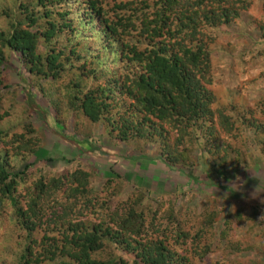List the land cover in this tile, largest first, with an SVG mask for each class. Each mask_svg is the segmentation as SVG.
Returning <instances> with one entry per match:
<instances>
[{
    "label": "trees",
    "instance_id": "trees-1",
    "mask_svg": "<svg viewBox=\"0 0 264 264\" xmlns=\"http://www.w3.org/2000/svg\"><path fill=\"white\" fill-rule=\"evenodd\" d=\"M68 1L21 0L17 15L8 17L9 28H0V148L12 147L17 154L25 150L38 152L40 143L33 124H29L28 134L20 137L4 128L10 115L6 109L5 81L11 50L19 52L28 67L31 89L37 88L49 103L47 108L41 107L39 101L25 105L27 109L37 108L46 128L51 112L58 122L64 123L72 111L82 113L90 122L105 120L110 131L117 130L124 139L130 131L144 137L145 126L150 128L147 136L151 132L164 136L168 125L180 130L197 125L208 136V146L214 152L217 123L226 132L236 129L240 122L248 124V110L241 109L232 98H227L229 104L222 105L211 89L214 78L209 43L217 39L219 27L251 9L250 0H121L117 4L116 19L107 15L101 0H72L77 10L50 7ZM134 32L138 43L126 42L125 36ZM42 45L46 54L40 50ZM81 46L90 53L88 57ZM98 49L102 50L100 56L114 61V67L96 71L90 50ZM105 51L112 52L114 57ZM120 62L132 70V75L121 82L133 97L134 108L141 113L142 119L137 121L123 114L115 119L108 86L98 85L101 78L105 81L123 75ZM16 97L15 90L13 99ZM233 107L237 110L234 115L228 112ZM119 121L123 126L120 131ZM251 126L259 129L262 125L254 121ZM163 142L162 154L168 156L169 167L185 162L181 160H186V155L169 158L172 157L167 153L169 143ZM90 150V147L86 149ZM0 151V220L5 207L7 213L13 212L26 227V246L21 257L25 264H30L36 256L34 247L39 241L35 233L40 223L46 224L40 252L50 255L49 260L60 256L58 260L62 264H129L126 259L113 255L111 247L114 246L134 254L136 264H192L194 241H203L214 223L212 215L176 212L173 208L159 217L163 204L159 203L153 210L150 203H144L146 194L141 189L125 199L121 197L114 208L105 206L104 196L107 198L105 193L114 178L107 181L109 186L101 192L91 194V174L84 169L59 177L34 175L35 183L24 193L28 198L23 207L16 195L19 178L22 180L31 174L11 172L7 168L9 155L3 153V157ZM78 153H82L81 148ZM143 156L138 170L145 165L146 156ZM103 160L108 169H113L108 160ZM65 192L68 196L62 199V208L58 209V198ZM49 198L50 205H46ZM73 200L78 202L76 211L67 205ZM90 211L92 217L88 215ZM71 213L80 220H69L67 216ZM234 222L233 216L226 221L232 231ZM50 223L60 228L52 239ZM197 224L201 225L200 229L189 227ZM2 238L7 239L0 229V241Z\"/></svg>",
    "mask_w": 264,
    "mask_h": 264
},
{
    "label": "rangeland",
    "instance_id": "rangeland-1",
    "mask_svg": "<svg viewBox=\"0 0 264 264\" xmlns=\"http://www.w3.org/2000/svg\"><path fill=\"white\" fill-rule=\"evenodd\" d=\"M101 1L107 15L116 19L117 4L121 0ZM250 1L251 9L242 11L237 20L219 27L217 39L209 43L214 78L211 89L221 99L219 102L222 105L229 104L227 98H232L240 104L241 109L243 107L248 110L250 115L248 124L240 122L231 132H226L217 123L218 139L214 152L208 146V136L197 125L186 130L168 125L164 136L154 135V132L147 136L150 128L145 126L144 137L130 131L127 132L128 138L124 139L117 130L111 132L105 120L90 122L82 113L72 111L64 123L58 122L51 112L49 126L46 128L37 108L27 109L25 105L39 101L41 107L47 108L49 103L37 88L31 89L28 67L21 54L11 50L8 61L10 67L5 81L6 109L10 110V115L4 128L20 137L28 134L29 124H33L40 137L38 152L25 150L17 154V150L12 147L0 148L3 157V153L9 155L10 164L7 168L11 172L27 171V174H31L22 180L19 178L16 195L23 207H26L28 198L24 193L31 183H35L32 178L34 175L59 177L69 175L76 169H84L91 174V194L101 192L105 186H109L107 181L114 178V185L112 183L105 193L107 198L104 196L105 206L114 208L121 197L125 199L141 189L142 194H146L144 203H150L153 210L159 203L163 204L159 217L171 208L176 212L212 215L214 223L204 240L193 243L192 264H264V0ZM20 2L21 0H0L1 29L9 28L8 17L11 14L17 15ZM50 7H65L66 11L71 8L77 10L72 0L67 3L58 2V5L54 3ZM137 38L135 32L125 36L126 42L138 43ZM80 48L88 57L90 53L85 46ZM40 50L46 54L44 45ZM101 51L90 50L97 72L115 65L112 59H106L102 54L100 56ZM105 52L108 55L112 53ZM110 57L113 58L114 55L111 54ZM119 68L123 75L105 81L101 78L98 85L108 86L106 90L115 119L123 114L137 121L142 119L141 113L134 108V99L124 89V82H121L127 75H132V70L122 62ZM15 90L17 97L13 99ZM236 111L233 107L228 112L234 115ZM254 121L263 128L251 126ZM120 126L122 122L119 121V131ZM166 140L169 143L167 153L172 156L169 158L173 159L176 155L175 159H178L186 155V160H181L185 162L171 167L167 165L168 156L162 154V144ZM89 147L91 150L86 151ZM80 148L81 154L78 153ZM143 155L146 156L145 165L138 170L141 158H145ZM103 159L108 160L107 163L113 169H108L103 164ZM67 196L66 192L59 196L58 209L62 208V199ZM49 200L51 199L47 200L46 205H50ZM67 205L75 207L76 211L78 202L69 201ZM4 208L0 229L4 230L7 239L5 241L2 238L0 241V264H25L21 257L23 247L26 246V227L13 212L7 213ZM88 215L92 217L91 211ZM229 216H233L235 221L233 231L226 225ZM67 218L73 222L80 220L75 213ZM45 225L40 223L39 228L37 227L35 235L39 242L35 244L36 256L31 259L30 264H62L58 260L60 256L57 255L56 260H49L50 255L45 256L40 252ZM189 227L196 230L201 225ZM50 229L49 237L52 239L60 228L50 223ZM45 246L50 247L49 244ZM111 249L115 257H122L129 264H136L134 254L115 246ZM200 249H204L202 253ZM54 251L59 254L58 249Z\"/></svg>",
    "mask_w": 264,
    "mask_h": 264
}]
</instances>
